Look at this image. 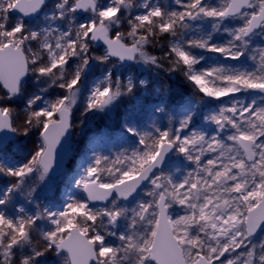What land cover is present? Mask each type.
Returning <instances> with one entry per match:
<instances>
[{
	"label": "snow or ice",
	"instance_id": "6c2138e0",
	"mask_svg": "<svg viewBox=\"0 0 264 264\" xmlns=\"http://www.w3.org/2000/svg\"><path fill=\"white\" fill-rule=\"evenodd\" d=\"M174 4L55 0L49 9V0H0V130L35 131L40 141L26 163L0 157V175L14 178L0 191V264H46L50 256L59 264H264V0ZM41 14L42 22L33 24ZM204 21L211 31L201 30L197 22ZM193 30L198 35L185 38ZM215 33L227 38L216 42ZM164 34L172 38L164 53L170 71L182 69L200 101L229 98L202 117L212 131L193 126L200 101L190 97L172 104L181 113L175 127L169 115L165 126L144 130L129 112L119 129L133 139L129 148L114 159L93 152L87 167L82 162L66 174L84 198L70 196L56 210L42 205L39 186L53 173L64 175L57 168L70 147L57 168L54 152L73 126L88 69L110 65L86 96L84 114L107 112L148 86L118 74L122 62L163 67L147 48ZM193 49L251 63L200 67L207 57ZM53 87L63 93L48 100ZM155 91L153 111L164 113L168 89ZM17 100L24 101L22 110L13 107ZM172 153L190 165L179 177L163 168ZM141 192L147 199H136ZM16 194L33 210L13 205ZM129 201H135L131 207ZM177 205L183 214L173 213Z\"/></svg>",
	"mask_w": 264,
	"mask_h": 264
},
{
	"label": "rangeland",
	"instance_id": "374dc122",
	"mask_svg": "<svg viewBox=\"0 0 264 264\" xmlns=\"http://www.w3.org/2000/svg\"><path fill=\"white\" fill-rule=\"evenodd\" d=\"M55 0H49V9ZM139 2V0H136ZM154 2L173 8L170 0H154ZM176 7V5H175ZM135 14V13H134ZM41 17H37L32 21L33 24L42 22ZM200 24L203 32L211 31V22H197ZM198 35L197 32L189 31L186 33V37ZM226 35L222 33H215L214 40L216 42H223L226 39ZM171 36L164 34L161 38L157 39L153 44L148 46L147 51L149 54L156 56L160 59L163 67H152L143 64H133L132 62L123 63L119 69V73H122L125 78L128 75H132L135 79H144L148 81L147 88L137 87L136 91L128 96L119 98L118 102L107 112L93 111L88 114H84L85 98L89 94V91L96 86L97 82L103 81L104 72L110 65H100L93 63L88 69L87 76L84 78V82L81 85V93L79 94L78 103L73 105L71 115V147L72 152L66 163L62 175L51 176L48 182L39 186L38 201L42 205H48L56 210L62 208L63 204L68 201L69 197L75 199L84 198L82 190L70 186L66 182V174L70 172H77L78 165L82 162L84 167H87L86 157H91L93 152L103 156H108L114 159L116 155L125 148H129L133 143V139L127 136H121L119 129L123 118L127 113L132 112L135 121L144 130H151V125L155 123L157 126H165L169 115L173 116V127L176 126L177 120L180 118L181 113L172 108L173 103H179L184 98H192L193 102L200 101V96L197 94L194 86L185 78L183 70L170 71L171 64L168 60L164 59V53L168 51L169 41ZM259 40H257V44ZM196 55H203L207 57L200 67H212L218 65H239L250 64L251 62L244 58L242 61H232L230 59H224L218 54L204 52L199 49L192 50ZM116 62L115 59L113 61ZM29 92L33 91L31 87V81H29ZM168 89L169 92V107L164 113H156L153 111V106L158 102L159 95L155 91L156 89ZM63 93L62 89L53 87L49 89V93L46 96L48 100H55V98ZM237 99L248 101L250 99L248 94H237ZM227 104L229 98H222V101H215L209 98H204L198 104L193 126L197 129H204L209 132L212 131L214 125L203 121L202 117L213 111L218 110L220 103ZM135 106V107H133ZM13 107L18 110H22L24 107L23 100H17L13 104ZM19 123V119L17 120ZM102 137V141L101 138ZM39 137L37 132H33L28 136L21 134H14L12 141L0 151V157L3 158V162L6 164L14 165L19 163H26L31 159L32 154L39 145ZM190 167L187 161H185L177 153H172L167 160L166 165L163 167L165 172H171L174 176H181L187 168ZM179 170V171H178ZM14 178L0 175V191H2L8 184L13 183ZM35 182V177L28 179V184ZM136 199H147L143 193H138ZM135 201H129L128 206L131 207ZM13 205H22L29 211L33 210V205L28 204L25 198L16 194L13 198ZM13 205L8 206L9 214H12ZM95 207L96 205H93ZM174 214H183L180 207L177 205L172 209ZM45 222H40V227H45ZM123 225H121V228ZM113 241L114 238H109ZM259 240V236H257ZM46 264H59L56 257L50 256Z\"/></svg>",
	"mask_w": 264,
	"mask_h": 264
},
{
	"label": "water",
	"instance_id": "95a60500",
	"mask_svg": "<svg viewBox=\"0 0 264 264\" xmlns=\"http://www.w3.org/2000/svg\"><path fill=\"white\" fill-rule=\"evenodd\" d=\"M14 138V134L8 132L7 130H0V140H3V143H0V151L4 149L10 141ZM70 147V154L72 152L71 147V130L69 129L67 133H65L64 137H61V142L56 145V149L54 152V160H53V167L57 168L58 163L60 162L61 155L65 152V148ZM70 154L64 156L63 164L61 167L57 168L58 173H62ZM171 155V154H170ZM170 157V156H169ZM167 158V160L169 159ZM167 160L165 161L163 167L166 165ZM52 176H58L57 173H53ZM138 195V194H137ZM137 197V196H136ZM99 202H94L93 205H97Z\"/></svg>",
	"mask_w": 264,
	"mask_h": 264
},
{
	"label": "bare ground",
	"instance_id": "6f19581e",
	"mask_svg": "<svg viewBox=\"0 0 264 264\" xmlns=\"http://www.w3.org/2000/svg\"><path fill=\"white\" fill-rule=\"evenodd\" d=\"M168 1V0H167ZM172 6H173V8H175V4H174V2H173V4H172ZM101 139V141H102V137L100 138Z\"/></svg>",
	"mask_w": 264,
	"mask_h": 264
},
{
	"label": "flooded vegetation",
	"instance_id": "af4514ba",
	"mask_svg": "<svg viewBox=\"0 0 264 264\" xmlns=\"http://www.w3.org/2000/svg\"><path fill=\"white\" fill-rule=\"evenodd\" d=\"M170 2H173V0H170Z\"/></svg>",
	"mask_w": 264,
	"mask_h": 264
}]
</instances>
